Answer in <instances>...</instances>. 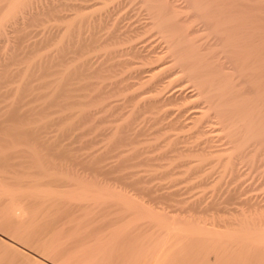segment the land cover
Returning <instances> with one entry per match:
<instances>
[{
  "label": "bare ground",
  "instance_id": "obj_1",
  "mask_svg": "<svg viewBox=\"0 0 264 264\" xmlns=\"http://www.w3.org/2000/svg\"><path fill=\"white\" fill-rule=\"evenodd\" d=\"M36 1L37 0H8L5 12H3L4 14L0 13L3 14L0 16V43L6 40V28H8V26L12 27V31L16 33V36L18 35L15 40L13 39V42H10L13 43L12 46L10 45L8 50L5 49L6 51H2L0 54V99L2 98L1 100H3V102L6 101V103L8 100V103H10L7 106L4 105L6 107L0 106V132L10 131V129L16 130L11 128L10 121L12 120L23 122V120H27L30 117V120L35 119L34 115L39 113L41 109H39L38 105L37 107L35 106L37 103L35 105L33 103L35 108H30L27 103L31 102L28 101L29 98L34 99L39 96V93H35L34 91L40 89V94H44V96L45 94L51 95V105L54 104L60 109H71L70 112L68 111L67 113V111H65V113H63L64 115L62 114L60 118L56 119V121L60 120V124L65 126V128L63 127L62 129L65 137L66 135H72L73 131L80 126H83V134L90 133L91 136L81 144L90 147L89 149L92 151H87L90 152L87 155L83 153L82 156L81 154L79 155L80 158L82 157L83 163H81L84 164L88 170L97 171L100 174L102 173L109 179L119 182L122 181V183H124L123 181L127 183L126 180H131L139 191H150V193L154 191V188L151 186H139L148 176L145 178L143 176L141 177L140 175L142 174L139 175L138 171L134 170L126 172V168L139 164H147L150 168L152 167L149 175L151 179H164L169 177L170 180H173L176 179V174L185 173L186 176L182 178L179 177L180 181L187 180L188 178L190 179L194 173L205 167H211L212 169L215 167L229 168L237 175L238 171H240L238 170L239 167H237L239 160L243 161V159L245 160L247 157H251L249 160L251 159L263 166L264 36L251 37L249 36L250 33L248 34V32H245V34H243L244 32H241L239 30L240 28L238 29L236 27L240 25L241 22V24L247 23V13L249 12L247 10L242 11L244 9L241 8L239 3L236 4H239L240 7L238 6L236 8L234 6V0H189L187 7L194 10L193 15L199 16L205 22H210L211 26H213V30L217 33H221L222 37H190L191 33L194 32L192 30L195 28H190V30L183 25H179V22H182V18L179 17L180 10H178L177 6L173 4L171 0H142L145 2L144 7L147 5L150 10L151 15L147 18H151L149 23H151V26L153 25L154 28L156 26V29H158L156 30V32L159 33L158 37L143 36L145 33L143 34L142 32L144 31H141V29L140 31L143 35L141 36L140 34L139 36L138 33L136 36V31L133 33V29L136 27L125 30H121L122 27H112V30L108 32L109 35L104 37L95 36L96 32L91 34L93 36H84L81 21L83 19L84 22L86 19L82 16L80 20H77L78 17L72 19L68 18L69 20H67V22L65 21L66 24L60 26L63 34L61 32L62 35L60 37L58 36L59 39L56 41L55 48L50 50L46 48V52H40L41 47H38V42H47L51 34H47L48 31L45 29H39L37 32L39 34H44L39 41L33 40L25 42V37L30 35L32 31L27 29L28 25L38 23L43 18V15L53 12L58 4L50 1L49 3L47 2L48 5L41 7L36 6V8H34L33 4ZM240 2H242V0H240ZM242 6L247 7V2H245V5L242 4ZM220 16L221 18L219 19L218 17ZM248 16L250 17V15ZM250 19L248 18V20ZM242 20L245 21L243 22ZM148 21L149 20H147V22ZM238 21L240 23H238ZM255 21L256 20L253 22L254 24ZM249 24L248 22L247 28ZM258 26V28L261 29V25ZM141 27H143V25ZM243 29L242 31H244ZM143 30L145 29L143 28ZM147 32L148 31H146V33ZM245 35L248 36L246 37ZM100 45L106 46L105 51L99 55L101 59H98V62L93 64L92 56H88L90 55L88 52ZM5 46L6 45H4V48ZM51 75H54V77H51ZM36 79H39V83L37 82V85H34L33 83H35ZM117 94L123 95L117 96ZM7 95L13 96L15 102H10L11 100L5 97ZM25 101H28L26 104L30 109L24 110L27 108L25 106ZM43 106L42 108L45 109L46 107ZM22 107L24 108L21 110ZM76 107L77 109L74 110ZM118 109H124L125 111L118 113ZM42 110L40 113H45V110ZM115 113L119 115L112 118ZM142 116L143 120L144 117H149L152 119L153 123L151 125H144V123L140 124V120L138 121V119ZM71 119H77V121ZM52 120L54 121L53 118ZM109 120L112 121L109 125L100 126L98 124ZM30 122L32 123L33 121ZM30 122L28 123L31 124ZM48 122L47 125H51L50 123L48 124ZM28 123L27 126L29 125ZM45 123L41 125L45 127ZM19 125L21 124H18V126ZM36 125V128L29 126L30 128L28 127L29 129H27L25 122L23 125L25 129H21L20 126V129L17 128L15 134L16 138L20 139V137L23 136H31L36 144L40 142V144L44 145L48 153L49 151H55L59 143H54L56 139L51 138L52 141H50V139L48 138L49 140H47L46 137H44V139L46 138L48 142L41 138L39 140L41 132H39L38 127L41 125ZM15 126L18 127L17 124ZM84 128L86 129L84 130ZM75 133L76 132H74V134ZM1 134L2 133H0V135ZM2 135H4V138L6 137L5 133ZM103 135H110L109 140L111 138V141H107V143L103 142L101 147L98 146L100 148H94L93 144L102 141L103 138H100V136ZM59 140L61 141V138ZM41 147L44 148L43 146ZM57 147L59 150L57 149L56 152H59L57 153L59 157H65L74 162L78 161L76 157L78 154L76 152L74 153L76 155H73L70 153L72 151H70L69 148L63 149L61 146ZM31 149L33 150L32 146ZM25 151L28 152L27 150ZM15 153L17 154V151ZM1 155H3V153ZM5 156H0V169L21 166L23 160L14 162L16 157L7 158L6 156L5 158ZM49 156L50 155H48V157ZM12 159L15 160L13 161ZM108 159H111V161ZM106 160L108 162L103 164ZM123 169H125L126 173L122 172ZM12 170L16 171V168ZM9 171L8 169L7 172ZM209 176L210 174L207 173L204 178L207 179ZM132 182L128 183L132 184ZM161 185H159V187H161ZM162 186L169 187L168 185ZM5 189L7 188H4L3 194L10 196L8 200L11 201L5 218L8 216L7 220H22L25 214L19 204L14 201L17 195L15 194L16 196H14L13 190L10 191ZM226 192H229V189ZM175 193V190L165 189L161 194L162 196H171ZM73 194L75 195L76 193L73 192ZM44 195L47 196L46 192ZM67 198L71 200L76 197L69 195ZM96 198H98V196H96ZM250 208L259 209L260 211L264 210V201H261V199L255 201L254 199V203L250 205ZM71 213L72 212L67 213L62 217H58L57 215L59 214H57V219H55V216H52L53 218H51L57 221L56 224H54L53 222L55 221L51 219L54 227L50 232L48 229L47 232L45 231V234L47 233L46 236L41 238L39 237L40 235L37 234L38 232L36 233L38 235L37 237L40 238L38 243L39 255H41L39 257V264H193L199 253L198 247H196L193 242L196 240L195 238L199 239L197 236L210 237L212 234H216V232L213 231L215 229H207L201 226L200 222L190 220L193 218L191 216L189 217V221H192L190 223L192 226L188 225L184 227L179 226L181 223L176 224V220L174 221L172 218L167 220L164 219L165 221L160 222V224L156 226L149 225L161 233L163 237L161 244L146 246L145 249H143L144 251L137 249L138 251L135 252L136 254L133 252L131 256H126L129 252H123L125 242L121 246L118 244L116 246V244H114V247L112 242L107 240L113 231L117 218H107L90 213H77L78 215ZM174 214L176 213L174 212ZM247 215L249 216V214ZM171 216L174 218V215ZM202 218L203 217H201V219ZM233 218L234 217L231 219L232 221ZM243 218L244 217H242V219ZM255 218H253V221ZM213 220H211L212 224ZM235 220L236 219H234V221ZM239 220L241 221V219ZM245 223L247 224V222ZM222 224L224 223L222 222ZM226 224H228V222ZM257 224H259V222H257ZM184 225H187V223ZM203 225L208 227L209 224L206 225L203 222ZM46 226L50 227L49 223H46ZM213 226L214 225H212V228H214ZM257 226L258 225L254 227ZM259 226L262 227L261 229L264 228V220L260 222ZM217 228L221 229V227ZM256 229H258V227ZM42 231H44V229ZM250 232L254 233L253 230ZM18 233L20 238L30 241L32 245L37 243L36 241L35 243L33 237L25 231H19ZM40 233L42 235V232ZM217 234L220 236L219 233ZM257 235L254 236L257 237ZM246 236L248 237V235ZM179 237L182 238V241L177 240ZM247 237L244 238L246 239ZM35 238L36 236L34 239ZM216 238H218L217 235ZM241 238L239 237L240 240ZM252 238L259 240L254 237ZM252 238L250 239L252 240ZM262 240L264 239L259 241ZM242 241H244V239ZM242 241H240V243H242ZM259 241L256 242V245L260 243ZM246 242H248V239ZM211 245L214 247L213 244ZM108 246L109 248H107ZM210 246L208 245L206 247L210 248ZM131 252L130 250V253ZM122 255H124L125 258H122Z\"/></svg>",
  "mask_w": 264,
  "mask_h": 264
},
{
  "label": "rangeland",
  "instance_id": "obj_2",
  "mask_svg": "<svg viewBox=\"0 0 264 264\" xmlns=\"http://www.w3.org/2000/svg\"><path fill=\"white\" fill-rule=\"evenodd\" d=\"M50 1H53L55 4L56 3L58 4L56 9L47 15L46 14L43 15V18L38 23L29 24L27 29L32 30V31H31L30 35L25 37V40H24L25 42L33 41V40L39 41V39H41L43 37L42 35H44V34H42V33L39 34L37 31H39V29H45L46 31H48L47 34H51V36L49 37V40L47 42L44 41L42 43L38 42V47L39 48L41 47L40 52H42V51L46 52L47 50L54 49L56 41L63 34V31L60 29V26L63 24H66L67 20L72 19V18L78 17L77 20H80L82 18V16H84L83 18L86 19V20L84 19L85 20L84 22H83V19L81 21L84 36H86V35L87 36H89V35L93 36L91 34H93L95 32H96L95 36H102V37L108 36L109 35L108 32L112 30V27L113 28L114 27H116V28L122 27L121 30L133 29L134 27H136L133 29V33H134V31H136V34H135L136 36L138 33H139V36H140V34L142 36L144 33L145 34L143 36H145V35L146 36H154V37L159 36V33L156 32V30H158V29H156V26L154 28V26L153 25L151 26V23H149L151 21V18L150 19H148V18L151 14H150V10L148 9V6L146 5L144 7L145 2H143V1H145V0H143V1L142 0H58V1L57 0H45V1L44 0H37L33 4L34 5L33 7L36 8V6L41 7V6L48 5V3ZM119 1H120V3H119ZM139 1H141V2H139ZM7 2H8V0L7 1L6 0H0V13L5 12ZM171 2L177 6L178 10H180L179 17L182 18V22L181 23L179 22V25H181V26L183 25L184 27H187L189 29L195 28L192 30L194 32L191 33L190 37H222L221 33H217L213 30V26H211L210 22H205L199 16L193 15L194 10L187 7L189 0H171ZM242 2H240V0H234L235 4L239 3L241 5V8L244 9V10L241 9L242 11H245V10L249 11L247 13V17L249 19L251 18L252 20L251 19L248 20V18H247L246 19L247 23L241 24L242 22L241 23L239 22L240 21V18H239L238 23H240V25H237L236 27L238 29L240 28L239 30L241 32H244L243 34H245V32H248V34L250 33L249 36H251V37H259V36L263 37L264 36L263 35L264 34V25H263L264 24V0H248V1L245 0V2H247V5H248L247 7L242 6V4L245 5L244 0H242ZM103 3H105V4H103ZM61 4H63V5H61ZM235 4H234V6L237 8L239 6V4L238 5L237 4L235 5ZM234 6H233V9L235 10ZM236 11H237V9H236ZM236 11H234V12H236ZM238 11H240V10H238ZM92 12H93V14H92ZM3 14H0V16ZM82 14H84V15H82ZM189 14H190V16H189ZM53 15L55 16V18ZM248 15H250V17ZM22 16H24V15H22ZM109 16H111V17H109ZM66 17H67V19H66ZM193 17H195V18H193ZM222 17H223V15H222ZM56 18H57V20H56ZM94 18L96 19V22H95ZM116 18H118V19H116ZM218 18L220 19L221 16ZM257 18H259V19H257ZM91 19L93 20V22ZM147 20H149V21L147 22ZM254 20H256L255 24L253 23ZM261 20H263V21H261ZM248 22L250 24L247 28ZM85 23H86V25H85ZM87 23H89V24H87ZM114 24H115V26H114ZM116 24H117V26H116ZM90 25H92V26H90ZM96 25H97V27H96ZM142 25H143V27H141ZM258 25H261V29L258 28L259 27ZM129 27H131V28H129ZM148 27H152V28H148ZM244 27H246L247 29ZM143 28L148 32L146 33V31L143 30ZM96 29H97V31H96ZM140 29H141V31H144V32H142L143 34L141 33ZM147 29H149V30H147ZM242 29L244 31H242ZM262 30H263V32H262ZM11 31H12V27L8 26V28H6V33H7V36H5L6 40H4L3 42L0 43V54L2 51L5 52L6 50H8L10 48V45L12 46V44H13L10 42H13V39L15 40L16 37L18 36V35L16 36L15 32H13V31L11 32ZM34 31H35V33H34ZM151 31H153V32H151ZM61 32H62V34H61ZM254 33H257V34H254ZM251 34H253L254 36ZM245 36H241V37H245ZM4 42L7 44H5ZM2 44H3V46H2ZM4 45H6L5 48H4ZM45 45H47V46H45ZM122 45H124V44H122ZM105 47L106 46L100 45L99 47L95 48L94 50H91L92 53H91V51L88 52L90 54L88 56H92L91 58H92L93 64H96L98 62V59H101V57H99V55L101 53H103V51H105ZM46 48H47V50H46ZM52 76L54 77V75H51V77ZM37 82L39 83V79H36L35 83H33V84L37 85ZM4 90H5V88H4ZM4 90H3V92H4ZM34 92L39 93V96L37 98H34V99L32 98L33 101L31 98H29L31 100L28 99V101H31V102L27 101L28 102L27 103L25 101V104L27 103L30 108L31 107L35 108V106L37 107V105H38L39 109H41V110L44 109V108H42V106L44 105L46 108L48 107L47 109L46 108L44 109L45 111L42 110L45 113H43V112L40 113L41 110H39V113H37L35 115L33 114L35 119L30 120V118H31L30 117L27 120H23V122L22 121L16 122V120H12V121H10L11 122V128L16 129V130L10 129V131L0 132L2 134L5 133V135H6L5 138H4V135H2V134L0 135L1 136L0 137V156L4 157L6 154H7L6 155L7 158H9V157L13 158V156H14V157H16L15 158L16 160L12 159L13 161L15 160L14 162L25 160L24 162L26 164L25 165L24 162L22 161L21 166H17V167L12 166L13 168H16V171L12 170L13 169L12 167L0 169V175H1L0 176V264H39V257L41 256V255H39V244H38L39 239H40L39 237L42 238L43 236H46L47 233L45 234V231L47 232L49 230V232H50V230L53 229L54 224H56V221H57V220L55 221V219H57L59 216L62 217V216L66 215L67 213H70V212H72L73 214H76V215H78L77 213H79V214H83V213L89 214L90 213V214L101 215V216H104L107 218L108 217L117 218L116 219L117 221L115 222L113 231L107 240H110V242H112L113 245L116 244V246H117V244L121 246L125 242V248H124L123 252H129V254L127 253L128 255L126 253H124V254H126V256H131L133 252L135 253L138 250H143V249H145L146 246L154 245V244H161L163 241V237H162L161 233L157 229H155L149 225L156 226L157 224H160V222H163L167 219L172 218V219H174V221L176 220L175 221L176 224L181 223L182 225L179 224V226H181V227L188 226V225L192 226V224H190V223L193 220H195L197 222H200V225L206 227L207 229H210V230L215 229L213 231H215L216 234H212V236H210V237H199V236H197L199 239L195 238L196 240L193 241L195 243L196 247H198L197 249H199V253L197 254L195 262L193 264H225V263L226 264H248V263L249 264H264V259H262V258H264V249H263L264 248V240L259 241L261 239H264V230H263L264 228L261 229L262 227L259 226L260 222H262V220H264V212H263L264 210L260 211L259 209L256 210L254 208H250V205L252 203H254V199H255V201L260 200V199H261V201H264V197H263V195H264V192H263L264 191V188H263L264 187V184H263L264 183V164L262 166L261 164L254 162L251 159L249 160V158H251V157H247L248 159L245 158L246 161L244 159H243V161L239 160L240 163L238 162L237 167H239L238 170H240L241 172L238 171L237 175H235V173L232 172L229 168L225 169V168L215 167L212 169L211 167H205V168L200 169L198 172L194 173L193 174L194 176L192 175L190 177V179L188 178L187 180H181L183 182H181L179 179L186 176L185 173L176 174L175 175L176 179H173L174 180L173 181V180H170L169 177H168L169 179L164 178L165 180L162 178H152L151 179L149 175H150V171L152 170L151 169L152 167L150 168L147 164H145V165L139 164L136 166H132L130 168L129 167L126 168L127 169L126 172L134 170V171H138L139 175L142 174V175H140L141 177L143 176L145 178L146 176H148L147 178H145L144 181L141 182L142 184L140 183L139 186L145 185V186H148V187L151 186L154 188V191L152 193H150V191H139L138 188L135 187V184L131 180H126V181H127V183L132 182V184H129V183L127 184V183H125V181H123L124 183H122V181L119 182L117 180L109 179L105 175H103L102 173L100 174L97 171L88 170L84 166V164H82L83 163L82 159H81L82 157L80 158L79 155L81 154V156H82V153L87 155L88 153H90L92 151V150L90 151V149H89L90 147H88L86 145L83 146L84 144L83 145L81 144V143H84L85 140L89 136H91L90 133H86V134L84 133L83 134V132H84L83 126H80V127L76 126L78 128H76L73 131V134L72 135H66V137H65V135L63 134V131H62L63 127L65 128V126L60 124L61 123V122H59L60 120L56 121V119L60 118L61 115L63 113H65V111H67V113H68V111L70 112L71 109H69V108L68 109H64V108L60 109L58 106H56L54 104L51 105V103H52V102H50V100L52 99V98H50L51 95L45 94V96H44V94L43 95L40 94V89H38ZM118 95H123V94H117V96ZM9 96L7 95L5 97L6 98L8 97L11 100V101L9 100L10 102H15L13 96H10V97ZM114 96H111V97H114ZM1 99H0V106L6 107L7 105L10 104V103H8L7 99H6L7 103H6L4 98L3 99L5 102H3V100H1ZM31 103H32V105H31ZM33 103H34V105L36 103L37 104L35 106H33ZM27 104L25 105L27 108L24 110L30 109L27 106ZM4 105H6V106H4ZM24 107H22L21 110ZM76 109H77V107L74 108V110H76ZM117 111L119 113V112H124L125 110L124 109L123 110L118 109ZM118 113H115L114 116H112V118L117 117L119 115ZM0 116H1V113H0ZM52 118L54 119L55 122L52 120ZM74 118H77V117H74ZM141 118L138 119V121L140 120L139 121L140 124L144 123V125H149V124L151 125L153 123L152 119H150L149 117H144V120H143V116ZM29 120L33 121V122L31 123ZM48 120H49V122H48ZM71 120L77 121V119H71ZM71 120H69V121H71ZM27 121L30 122L31 124H29ZM46 121L48 122V124L50 123L51 125H47ZM25 122H26V126H27V123L29 124L26 127L27 129H29L31 126L33 128H36V126H37L36 124H38V126H39L41 124L44 125V123L46 122L45 127H43L42 125L38 127L39 132H41L40 133L41 135L39 134L40 135L39 140H40V138L44 139V137H46L47 140L50 139V141H52L51 138L56 139V140H54V143H57V144L59 143L57 146H59V147L61 146V148H63V149L69 148V150L72 151L70 153H72L73 155H76V154H74L76 152L78 154V156H76L77 160L80 162L76 161L77 162L76 163L74 161H70L69 159H67L65 157L62 158L61 156H60L61 157L60 158L57 155V153H59V152L58 151L56 152L57 149L59 150V148L57 146H56L55 151H49V153H48V150L45 148V146L40 144V142H39V144H36L35 141H33V138L31 136H23V137H20V139H17L15 136V134L17 132V128H19V126H20L21 129H25V128H23L24 127L23 125ZM22 123H23V125H22ZM111 123H112V121L109 120V121H103V122L98 123V124L100 126H105V125H109ZM16 124H17V126H18V124H21V125L16 127L15 126ZM42 127H43V129H42ZM85 129L86 128H84V130ZM74 132H76V133L74 134ZM61 134H63V135H61ZM12 136H14V137H12ZM106 136H108V137H106ZM28 137H29V139H28ZM109 137H110V135L100 136V138H103V140L95 142V144H93L94 145L93 147L94 148H96V147L100 148L102 146L103 142L107 143V141H111V138L109 140ZM46 138L44 139V141H46ZM57 138H58V140L61 138V141L59 140L60 141L59 142L57 140ZM46 142H48V141H46ZM37 145H41L44 148H42L41 146H37ZM31 146H32L33 150L31 149ZM66 146H68V147H66ZM69 146H71L73 148V150ZM98 146H100V147H98ZM18 149H21V150H18ZM13 150L15 152L17 151V154ZM25 150H27L28 152H26ZM29 151H31V152H29ZM32 151H34V152H32ZM87 151H90V152H87ZM50 152H51V154H50ZM2 153L4 156L1 155ZM54 153H55V155H54ZM47 154L50 156L48 157ZM6 156H5V158H6ZM35 157H39V158H35ZM47 157H48V159H47ZM108 160L111 161V159H108ZM241 161L243 162V164ZM250 161H252V162H250ZM107 162L108 161L106 160L105 162H103V164L107 163ZM8 169L10 170L9 172H7ZM179 169H181V168H179ZM122 172L126 173L125 169H123ZM255 172H256V174H255ZM207 173L210 174L209 178H207L208 180L204 178V176H206ZM240 173H241V175H240ZM245 173H247V174H245ZM92 174H93V176H92ZM249 175H251V176H249ZM140 176H137V177H140ZM239 176H242V177H239ZM156 179H158V180H156ZM161 184L162 185H168L169 187H163ZM159 185H161V187H159ZM238 185H239V187H238ZM92 186H93V188H92ZM240 187H241V189H240ZM4 188H7L5 190H10V191L13 190L12 192H13L14 196L17 195V197H15L16 200L14 199V201L19 204V206L22 208V211L25 214V215H23L24 217H22L23 218L22 220H20V221L7 220L8 216L5 218V215H7L6 214L7 210L9 208V206L11 205V201L8 200V198H10V196H6L5 194H3ZM165 189L166 190H169V189L175 190L176 193L171 195V196H162L161 193ZM228 189H229V192H226ZM43 192L44 193L46 192L47 196L44 195ZM73 192L76 194L74 195ZM90 192H92V193H90ZM69 195H73V197L75 196L76 198L70 200L67 198V196H69ZM78 195H79V197H78ZM177 195H178V197H177ZM222 195H223V197H222ZM231 195H233V196H231ZM96 196H98V198H96ZM217 197H222V198H217ZM256 197H257V199H256ZM51 198H53V199H51ZM171 198H173V199H171ZM250 199H251V202H250ZM246 201H248V202H246ZM248 204H250V205H248ZM245 205H247V206H245ZM169 206H171V207H169ZM161 207H162V210H161ZM166 207H167V209H166ZM248 207H249V209H248ZM235 208L236 209L238 208V209L236 210ZM157 210H159V211H157ZM165 210H166V212H165ZM246 210H247V212H246ZM253 210L254 211L256 210L255 212L257 214ZM64 211L65 212L67 211V212L65 213ZM238 211L240 214L238 213ZM174 212L176 214H174ZM57 214H59V215H57ZM154 214H156V215H154ZM223 214H224V216H223ZM247 214H249L250 217ZM143 215H144V217H143ZM171 215H174V218ZM198 215H199V218H198ZM241 215H242V217H244L243 219H242ZM52 216H55L56 218L54 217L55 219H52L53 218ZM163 216H166V217H163ZM190 216L193 217L192 219H190V220H192L191 222L189 221ZM206 216H207V218H206ZM216 216H217V218H216ZM236 216L239 219H241V221ZM261 216H263V217H261ZM201 217H203V218L201 219ZM232 217H234L233 221L231 220ZM252 217L253 218L256 217L255 218L256 220L254 219V221H253ZM51 219L55 222H53ZM234 219H236V220L234 221ZM245 219H246V221H245ZM211 220H213V224H212ZM258 220H260V221H258ZM13 221H15V222H13ZM226 221L228 222V224H226L227 223ZM52 222L54 223L53 225H52ZM185 222L187 223V225H184V224H186ZM203 222L206 225L209 224L208 227L203 225ZM222 222L224 224H222ZM239 222H240V224H239ZM245 222H247V224ZM250 222H251V225H250ZM257 222H259V224H257ZM46 223H49L50 227L46 226ZM220 224H221V226H220ZM231 224H232V226H231ZM233 224H234V226H233ZM141 225L143 226V228ZM212 225H214L213 226L214 228H212ZM239 225H240V227H239ZM246 225H248V226H246ZM256 225H258L257 226L258 229H256L257 227H254ZM34 226H35V228H34ZM215 227L216 228L221 227V229L217 228L219 230V232ZM224 227H226L228 230ZM249 227H250V229H249ZM15 229H17V230H15ZM41 229L42 230L44 229V231H42ZM230 229H233L234 231L230 230ZM254 229L257 231H255ZM252 230L254 231L255 234L253 232H252L253 234L250 232ZM19 231H21V232L25 231L27 234L32 236L33 241L34 242L36 241L37 243L36 242L35 243L37 245L36 244L32 245L30 241H27L26 239L20 238V235L18 233ZM224 231L228 234H226ZM242 231L243 232L245 231V232L243 233ZM40 232H42V235ZM36 233L40 236L37 237L38 235ZM217 233H219L220 236ZM221 233H223V234H221ZM230 233H232V234H230ZM257 233H258V235H257ZM216 235L219 239L216 238ZM242 235L244 237H247L246 235H248V237H250V238L254 237V238H257L259 240H256L253 238L251 240L248 237L245 239ZM254 235H257V237H255ZM259 235H261V236H259ZM35 236H36V238L34 239ZM232 236H233V238H232ZM212 237H214V238H212ZM239 237L240 238L243 237V238H241V240H240ZM243 239H244V241H242ZM247 239H248V242H246ZM157 240H159V241H157ZM177 240L182 241V238L179 237ZM254 240H255V243H254ZM222 241H224V242H222ZM240 241H242V243H240ZM258 241L260 243H257V245H256V242H258ZM252 242H253V244H252ZM211 244H213L214 247ZM113 245H109V246H113ZM208 245L209 246L211 245L210 248L206 247ZM109 246L107 248H109ZM131 246H132V248H131ZM218 246H220V247H218ZM114 247H115V245H114ZM114 247H111V248H114ZM130 250L132 251L131 253H130ZM214 251L216 254L214 253ZM208 252H210L211 254ZM208 254L210 255V257ZM203 255L206 256L207 258L204 257ZM215 255H216V257H215ZM121 257L125 258L124 255H122ZM209 261H210V263H209Z\"/></svg>",
  "mask_w": 264,
  "mask_h": 264
}]
</instances>
